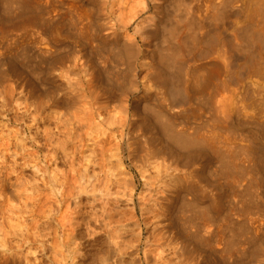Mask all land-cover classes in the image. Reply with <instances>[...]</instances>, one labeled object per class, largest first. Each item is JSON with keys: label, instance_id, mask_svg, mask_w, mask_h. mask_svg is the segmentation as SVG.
I'll use <instances>...</instances> for the list:
<instances>
[{"label": "rangeland", "instance_id": "374dc122", "mask_svg": "<svg viewBox=\"0 0 264 264\" xmlns=\"http://www.w3.org/2000/svg\"><path fill=\"white\" fill-rule=\"evenodd\" d=\"M142 1L128 0V4L127 0H0V89L4 93L0 95L6 97L9 94L7 91L13 85H20L22 89L25 88L26 92L23 90L25 95L28 92L25 97H31L30 100L39 97V101H36L37 99L34 101L41 102L42 105L45 103L43 101H46L43 106L51 104V98L58 99L59 107L62 108L65 103L67 104L62 108L64 111L67 106L70 107L72 104L76 106L80 97L78 102L81 103L80 107L76 106L78 110L81 105L82 107L89 103L91 105L96 100L97 102L93 104L99 105L98 103L104 100L102 105L109 108L103 111V116L114 117L117 114L115 121L121 114L132 116V120H135L131 128L133 153L126 154L123 160L119 161L121 164L117 161L119 159L113 158L117 162L112 160V166H109V168L112 167V172L107 167V174L110 175L108 179H115L114 175H117V172L116 177L125 179L121 181L122 186L119 184L120 187L113 188L106 181L105 170L96 167L97 173L100 170V174L98 173L101 175L100 181L104 179L103 183L98 181L100 185L94 182L99 188L98 197L102 198H100L102 201L99 200L100 202L96 204V208L103 211L105 200H114L118 191L123 190V193L129 194L134 190L139 197L145 189L148 190L146 187L162 182L168 185L169 182L170 184L174 182L169 186L172 189L171 193L167 194L171 196L167 197V202L162 203L161 212L163 213L161 214L166 218L164 223H167V229L162 230L161 235L168 240H173L175 237L173 241L180 250L178 254L170 255L166 262L152 261L151 264H264V127L262 126L264 124L257 118L256 93L260 74L258 64L256 65L258 63L256 38L261 24L260 19L264 18L263 9H258L261 1L153 0L155 1L153 3L151 0L152 3H150L149 0H144L146 6ZM257 3H259L258 6ZM257 11H262L259 13L263 15L260 16ZM106 35L110 37L102 39ZM84 66L85 69L89 68L85 73ZM79 69L82 71L79 72ZM167 78L170 79L169 83L165 81ZM69 83L74 86L71 87ZM183 89L189 96H184ZM29 92L32 94L30 95ZM67 92L70 95L66 94ZM93 95H95L94 98ZM69 99L71 100L67 101ZM34 101L32 102L37 104ZM85 101L87 103L84 104ZM73 106L70 109L75 110ZM119 108L123 109L122 113ZM67 109L69 112V108ZM72 110H70L71 114L74 113ZM23 111V105L18 106L14 103L8 108L0 107V140L7 138L5 132L11 133L14 129L20 131L23 137L31 136L29 135L31 132L25 129L31 118ZM117 122L119 124V121ZM4 126L6 128L2 129ZM92 126L97 130L94 127L95 124ZM116 126L114 125V128L111 126L110 130L113 129L112 131L116 133ZM92 128H90V135L94 136L96 133L94 135L92 133L96 131L93 130V132ZM133 132L136 135L139 133L138 137ZM90 135L88 138L91 137ZM178 136L191 140L195 145L181 146L180 140H177ZM39 137L36 144L29 138L26 140L28 147L26 150L31 151L33 158L31 155L22 156L23 154L20 153L15 155L12 153L13 148L9 149L11 151L7 149L16 156L15 158L10 154L15 164L9 153L5 151V160L8 161L5 165L8 168L0 164V176L7 174L12 184L17 185V189L19 187V193L25 188L30 189L33 185L34 189L43 190L46 193L49 191L50 195H54L55 188L51 189L52 187L47 184L48 172L45 174L43 170H40L42 164L36 159V155H41L48 150L45 146L39 148L37 144L43 141V137ZM86 138L85 140L88 141ZM143 158L157 160L156 166H159H155L156 169L148 168L149 170L146 171L141 165ZM160 161L163 163L161 164ZM57 166L59 170L67 168L65 162L58 163ZM168 166L171 167L170 170ZM111 173L114 174L111 175ZM169 173L174 174V177L170 178L167 175ZM176 177H179L178 182ZM105 185L107 188L104 187ZM15 186L13 191H16ZM108 188L111 192L114 189L117 191L112 192L113 197L116 195L114 199L112 196L110 198L109 194L105 195L106 192L110 193ZM18 192L15 198L17 204L21 197H25V195L19 196L21 194ZM53 197L49 200V205L53 202ZM86 199L81 198L82 203H86L88 201ZM122 201L117 204L118 206L112 204V208H107L106 217L113 216L115 220L131 215L134 217L130 205H127L125 200ZM43 202L45 206H48V200L42 201V204ZM42 204L36 203L39 206V209L38 206L36 207L38 210L36 216L37 214L40 216L34 218L38 223L48 221V216L43 218L45 216H41L39 212ZM85 209H87L86 206ZM88 209L85 210L86 213H89L90 209ZM152 217V215H144L141 226L139 224L141 215L139 213L135 215L131 221L134 230L128 234L129 238L126 236V239L134 243L138 239V233L150 234L154 222ZM27 219V222L31 223L32 217L28 216ZM11 224H16V221L13 220L5 226L6 231L10 232V227L11 229L14 227ZM49 224L54 230L56 224L53 221ZM98 226L95 227L99 233L94 237L96 242L91 236L78 241L81 246L78 248H82L80 251L86 253L88 258L91 256H89L90 253L93 254L94 260H98L102 254L111 256L114 251L110 247L105 229ZM58 231V236H62L61 231L59 229ZM79 231L84 233L81 237L87 236L85 228ZM166 233L172 238L169 239ZM178 240L179 243H177ZM93 242L96 245L92 246ZM34 246L37 247V244ZM21 250L23 255L28 252L25 246L19 251ZM51 252L49 249L48 254L51 255ZM64 254L68 255L66 252ZM137 255L135 250L130 249L128 256H124L123 260L131 263L134 259H138ZM29 256L34 260L33 255ZM115 256L113 253V258ZM33 260L32 262L35 263ZM49 261L51 258H46L42 264H51ZM91 261L81 260V264L96 263Z\"/></svg>", "mask_w": 264, "mask_h": 264}, {"label": "bare ground", "instance_id": "6f19581e", "mask_svg": "<svg viewBox=\"0 0 264 264\" xmlns=\"http://www.w3.org/2000/svg\"><path fill=\"white\" fill-rule=\"evenodd\" d=\"M11 1V0H10ZM142 1V0H141ZM144 1V0H143ZM142 1V2H143ZM150 3L151 0H149ZM153 1V0H152ZM225 1V0H224ZM238 1V0H237ZM261 1V2H260ZM9 2V1H8ZM32 2V1H31ZM175 2V1H174ZM209 2V1H208ZM257 6L260 7L258 9L262 10V11H257V13L260 15L262 12L264 14V1L263 0H257ZM128 3V0H127ZM132 3V1H131ZM145 3V1L143 2V4ZM153 3H155V1H153ZM247 3V2H246ZM255 3V2H254ZM104 4V3H102ZM129 4V3H128ZM143 4H141L143 6ZM146 4V3H145ZM144 4V5H145ZM182 4V3H181ZM196 4V3H195ZM20 5V4H19ZM229 5V4H228ZM232 5V4H231ZM129 6V5H128ZM134 6V5H133ZM146 6V5H145ZM202 6V4H201ZM209 6V5H208ZM233 6V5H232ZM40 7V6H38ZM43 7V6H42ZM144 7V6H143ZM142 7V8H143ZM148 7V6H147ZM157 7V6H156ZM183 7V6H182ZM195 7V6H194ZM247 7V6H246ZM255 7V6H254ZM8 8V7H7ZM25 8V7H24ZM127 8V7H125ZM149 8V7H148ZM173 8V7H172ZM175 8L177 9V7L175 6ZM186 8V7H185ZM219 8V7H218ZM29 9V8H28ZM187 9V8H186ZM10 10V9H9ZM180 11V10H179ZM202 11V9H201ZM211 11V10H210ZM220 11V10H219ZM229 11V10H228ZM250 12V11H249ZM253 12V11H252ZM6 13V12H5ZM20 13V12H19ZM183 13V12H182ZM209 13V12H208ZM213 13V12H212ZM215 13V12H214ZM230 13V12H229ZM234 13V12H233ZM256 13V14H257ZM174 14V13H173ZM250 14V13H249ZM262 14V15H263ZM10 15V14H9ZM215 15V14H213ZM212 15V16H213ZM260 15V16H262ZM217 16V15H216ZM231 16V15H230ZM237 16V15H236ZM264 16V15H263ZM39 17V16H38ZM42 17V16H41ZM136 17V16H135ZM210 17V16H209ZM252 17V16H251ZM52 18V17H51ZM128 18V17H127ZM133 18V17H132ZM221 19V18H220ZM244 19V18H243ZM263 20L260 19L261 24L259 25V30L257 33V59H258V63H256V65L258 64V72L259 74V80L258 81V85H257V118L260 121V123L264 124V18H262ZM41 20V19H40ZM196 20V19H195ZM204 20V19H203ZM212 20V19H211ZM48 21V20H47ZM64 21V20H63ZM71 21V20H70ZM122 21V20H121ZM42 22V21H41ZM88 22V21H87ZM196 22V21H195ZM218 22V21H217ZM225 22V21H224ZM259 22V23H260ZM123 23V22H122ZM145 23V22H144ZM191 23V22H190ZM189 23V24H190ZM215 23V22H214ZM223 23V22H221ZM16 24V23H15ZM93 24V23H92ZM126 24V23H125ZM180 24V23H179ZM55 25V24H54ZM85 25V24H84ZM128 25V24H126ZM150 25V24H149ZM209 25V24H208ZM241 25V24H240ZM245 26V25H244ZM258 26V25H257ZM6 27V26H5ZM9 27V26H8ZM15 27V26H14ZM239 27V26H238ZM52 28V27H51ZM189 28V27H188ZM198 28V27H197ZM201 28V27H200ZM250 28V27H249ZM253 28V27H252ZM73 29V28H72ZM135 29V28H134ZM137 30V29H136ZM195 30V29H194ZM198 30V29H197ZM139 31V30H137ZM199 31V30H198ZM236 31V30H235ZM250 31V30H249ZM240 32V31H239ZM11 34V32H9ZM237 33V32H235ZM3 34V33H2ZM177 34V33H176ZM188 34V33H187ZM9 35V34H8ZM57 35V34H56ZM80 35V34H79ZM251 35V34H250ZM235 36H237V34H235ZM103 37V36H102ZM110 36L106 35V37H103L102 39H108ZM233 37V36H232ZM252 37V36H251ZM196 38V37H195ZM194 38V39H195ZM216 38V37H215ZM193 39V38H192ZM239 39V38H237ZM252 39V38H250ZM253 40V39H252ZM7 41V40H6ZM194 41V40H193ZM17 42V40H16ZM58 43V42H56ZM238 43V42H237ZM242 43V42H241ZM253 43V41H252ZM50 44V43H49ZM130 44V43H129ZM231 44V43H230ZM246 44V43H245ZM185 45V44H184ZM207 45V44H206ZM234 45V44H233ZM237 45V44H236ZM250 45V44H249ZM188 46V45H187ZM255 46V45H254ZM122 47V46H121ZM229 48V47H228ZM173 49V48H172ZM227 49V48H226ZM247 49V48H246ZM184 50V49H182ZM193 50V49H192ZM195 50V49H194ZM41 51V50H40ZM123 51V50H122ZM137 51V49H136ZM170 51V50H169ZM176 51V50H175ZM185 51V50H184ZM244 51V50H243ZM246 51V50H245ZM244 51V52H245ZM253 51V50H252ZM255 51V50H254ZM133 52V51H132ZM187 52V50H186ZM199 52V51H198ZM223 52V50H222ZM239 52V51H238ZM130 53V52H129ZM167 53V52H165ZM243 53V52H242ZM256 53V52H255ZM134 54V53H133ZM168 54V53H167ZM166 54V55H167ZM209 54V53H208ZM211 54V53H210ZM246 54V53H245ZM180 55V54H179ZM189 55V54H188ZM42 56V55H41ZM164 56V54H163ZM24 57V56H23ZM74 57V56H73ZM248 57V56H247ZM191 58V57H190ZM249 58V57H248ZM255 58V57H254ZM33 59V58H32ZM69 59V58H68ZM83 59V58H82ZM34 60V59H33ZM76 60V59H75ZM81 60V59H80ZM169 60V59H167ZM181 60V59H180ZM40 61V60H39ZM163 61V60H162ZM161 61V62H162ZM209 61V60H208ZM17 62V61H16ZM52 62V61H51ZM205 62V61H204ZM22 63V62H21ZM36 63V62H35ZM76 63V62H75ZM177 63V62H176ZM185 63V62H184ZM254 63V62H253ZM20 64V63H19ZM242 64V63H241ZM247 64V63H246ZM31 65V64H30ZM75 65V64H74ZM177 65V64H176ZM186 65V64H185ZM249 65V64H248ZM162 66V65H161ZM164 66V65H163ZM181 66V65H180ZM222 66V65H221ZM19 67V66H18ZM22 67V66H21ZM33 68V67H32ZM88 67L84 66V73L87 70ZM180 68V67H179ZM183 68V67H182ZM208 68V67H207ZM230 68V67H229ZM246 68V67H245ZM249 68V67H248ZM81 69V67H80ZM79 69V72H81ZM89 69V68H88ZM162 69V68H161ZM165 69V68H164ZM200 69V68H199ZM241 69V68H240ZM251 69V68H250ZM74 70V69H73ZM198 70V69H197ZM230 70V69H229ZM70 71V70H68ZM72 71V70H71ZM70 71V72H71ZM160 71V69H159ZM223 71V70H222ZM246 71V70H245ZM251 71V70H250ZM64 72V71H63ZM78 72V71H77ZM216 72V71H214ZM241 72V70H240ZM83 73V72H82ZM187 73V72H186ZM256 73V71H255ZM33 74V71H32ZM65 74H67V71H65ZM71 74V73H70ZM74 74V73H73ZM88 74V73H86ZM179 74V73H178ZM218 74V73H217ZM246 74V73H245ZM64 75V74H62ZM76 75V74H75ZM168 75V74H167ZM184 75V74H182ZM216 75V74H215ZM238 75V74H237ZM258 75V74H257ZM65 76V75H64ZM69 76V74H68ZM78 76V74H77ZM80 76V75H79ZM181 76V75H180ZM204 76V75H203ZM63 77V76H62ZM196 77V76H195ZM198 77V75H197ZM207 77V76H206ZM248 77V76H247ZM17 78V77H16ZM57 78V77H56ZM80 78V77H79ZM218 78V77H217ZM238 78V77H237ZM184 79V78H183ZM202 79V78H201ZM206 79V78H205ZM241 79V78H240ZM79 80V79H78ZM12 81V80H11ZM18 81V80H17ZM65 81V80H64ZM91 81V80H89ZM165 81L167 83L170 82V79L167 78L165 79ZM196 81V79H195ZM8 82V81H7ZM92 82V81H91ZM94 82V81H93ZM191 82V81H190ZM212 82V81H211ZM185 83V82H184ZM198 83V82H197ZM79 84V83H77ZM76 84V85H77ZM201 84V83H200ZM71 87L74 86L72 83L68 84ZM75 85V86H76ZM90 85V84H88ZM92 85V83H91ZM219 85V84H218ZM234 85V84H233ZM69 86V87H70ZM182 86V85H181ZM220 86V85H219ZM9 87V86H8ZM78 87V85H77ZM83 87V86H82ZM88 86H86L87 88ZM91 87V86H90ZM190 87V86H189ZM215 87V86H214ZM246 87V86H245ZM250 87V86H249ZM226 88V87H225ZM5 89V88H4ZM25 89V88H24ZM24 89H22V87L20 85H13V87H11L9 89V91H7L9 94L6 97H3L5 95H0V107L3 108H8L10 107L13 103L15 105L18 106H22L23 105V112L25 113V115L30 116V122L28 125L25 126V129L27 131H30L31 133L28 137H23L21 136V132L20 131H16L14 128V131H10L11 133H9L7 131L6 133V139L4 140H0V164L5 165L6 161V157L4 155V152L7 151V149H11L13 148L12 153H14L15 155L17 153L23 154L24 155H31V151H27L26 150V144H27V139L29 138L30 141L34 142V144L37 143V139L39 136L43 137V141L42 143L40 142V144L38 143L37 145H39L41 148V146H45L46 149H48L45 153L41 154V155H36V159L38 161H40V163L42 164V168L40 166V170H43V173L46 174V172H48V177L49 179L47 180V184L50 185V187H52L51 189L55 188L52 190V193L54 195H50L48 192H44L43 190H37L36 188L34 189L33 185L31 186L30 189L25 188L23 191H21V193L18 192L17 189V185L15 186L14 183L12 184V182L7 178V174L6 175H1L0 176V264L4 263V264H42L44 259H50L51 261H49L51 264H81V260H90L91 258H93V254H89V258L88 255L83 252H81L80 248L81 247L78 244V241H80V239H84L85 237H89L91 236V238H94L96 236H98V231H97V227L98 225L101 227H103L109 237V242H110V247L114 250L113 253H115V257L113 258V253L111 256H104L102 254V256L98 259V260H93L91 262H95L96 263H91V264H151L153 263L152 261H155L154 263L158 262H162L165 261L169 258L170 255H176L178 254V251L180 250V248H178V246L176 245V242L173 241L175 239L172 240V237H169V234L166 233L165 235L168 234L167 237H169L168 240L162 237V232L166 231L164 230L166 228L167 223L165 224L164 221L166 220V218L164 216H162L161 213V208H162V203L163 201H166L167 197L171 196L169 194V196H167L168 193H171V188L169 187L170 185L174 184V182H172V184L169 185L168 183H160V184H155L154 186L151 185L149 187H146L148 190L145 189L144 193H140L141 196L137 197L136 191L132 190L129 194L127 193H123L122 191H115L117 192V196L113 195V191L111 192V189L108 188L109 192H106L105 195L109 194V197L112 196L114 200L112 199H107L105 200L106 202L104 203V210L100 211L99 209L96 208V204L99 203L101 200L97 194V190L99 188H97V186L95 185V183L98 181H100V170H105L104 173L106 172L107 174V170L109 169L110 171L112 170L111 168H109V166H112V160L115 161V159H119L117 160L118 163L119 161L123 160L124 156L126 154L128 155H132L133 153V149H132V142H131V136L132 135V125L135 123V120H132V116L130 117V115H120L119 119H117L118 117H116V120L119 121V124L117 121H115V115L114 117L112 116H103L104 114L103 111L107 109V107H105V105H102V102H99L98 104L100 105H94L93 103H96L93 101V103L91 105L89 104H85L87 103L86 101L84 102V105L78 110L77 108L80 107L81 103L78 102L76 104V106H78L76 108V106H73L74 104H72L73 108L75 110L70 109V107L67 106V108H69V112L67 111L68 109L66 108L64 111H62L65 105H67L66 103L64 104V106L61 108L59 107V100L58 99H52V103L48 104L50 102H48L47 100V106H43L45 105L46 101H43V105L41 103L36 102L39 101L38 98H34L37 99L36 101L34 100H30L29 98L31 97H25L27 95H25L24 93ZM68 89V88H67ZM71 89V88H70ZM69 89V90H70ZM90 91L93 92V90H91V88H89ZM178 89V88H177ZM185 89V88H184ZM183 89V93L184 96L187 97L188 92ZM213 89V88H212ZM224 89V88H223ZM250 89V88H249ZM3 90V89H2ZM24 90V91H23ZM28 90V89H27ZM76 90V89H74ZM78 90V88H77ZM84 93V90L81 89ZM101 90V89H100ZM230 90V89H229ZM255 90V89H254ZM1 91V89H0ZM61 91V90H60ZM68 91V90H66ZM96 91V90H95ZM102 91V90H101ZM180 91V90H179ZM204 91V90H203ZM2 92V91H1ZM26 92V91H25ZM89 92V91H88ZM177 92V91H176ZM211 92V91H210ZM217 92V91H216ZM24 93V95H23ZM71 93V92H70ZM79 93V91L77 92ZM90 93V92H89ZM167 93V92H166ZM0 94H4L3 92ZM30 94V92H29ZM32 94V93H31ZM30 94V95H31ZM65 94V93H64ZM68 94V92L66 93ZM91 94V93H90ZM100 94V93H99ZM192 94V93H191ZM222 94V93H221ZM34 95V94H33ZM45 95V94H44ZM60 95V94H59ZM70 95V94H68ZM75 96L79 95V94H74ZM72 95V96H74ZM97 96V94H95ZM93 95V98L94 96ZM183 95V94H182ZM211 95V94H210ZM214 95V94H213ZM2 96V97H1ZM62 96V94H61ZM66 96V95H65ZM75 96L73 98H75ZM80 96V95H79ZM86 96V95H85ZM168 96V95H167ZM189 96V95H188ZM220 96V95H219ZM242 96H244L242 94ZM251 96V95H250ZM55 97H59L56 96ZM64 97V96H63ZM87 97V96H86ZM92 97V96H91ZM98 97V96H97ZM96 97V98H97ZM105 97V96H104ZM203 97V96H202ZM248 97V96H247ZM253 97V96H252ZM46 98V97H45ZM70 98V97H69ZM103 98V97H102ZM167 98V97H166ZM240 98V97H239ZM251 98V97H250ZM32 99V98H31ZM43 99V98H42ZM50 99V100H51ZM60 99H63L60 97ZM98 99V98H97ZM175 99V98H174ZM220 99V98H219ZM246 99V98H245ZM49 100V101H50ZM66 100V99H65ZM71 99L67 100L70 101ZM91 100V99H90ZM95 100V99H93ZM165 100V99H164ZM206 100V99H205ZM227 100V98H226ZM31 101V102H30ZM32 101L36 102L37 104H34ZM41 101V100H40ZM77 101V100H76ZM99 101V100H98ZM220 101V100H219ZM64 102V101H63ZM92 102V100H91ZM203 102V101H202ZM256 103V101H255ZM106 104V103H105ZM162 104V103H161ZM222 104V103H221ZM227 104V103H226ZM241 104V103H240ZM63 105V103H62ZM71 105V104H69ZM89 105V106H87ZM107 105V104H106ZM175 105V104H174ZM209 105V104H208ZM246 105V104H245ZM124 107H126L125 105H123ZM123 106H119V107H123ZM164 106V105H163ZM256 106V105H255ZM66 107V106H65ZM205 107V106H204ZM16 108V107H15ZM109 108V107H108ZM111 108V106H110ZM214 108V107H213ZM239 108V107H238ZM22 109V107H21ZM76 109L78 111H76ZM122 109V108H121ZM217 109V108H216ZM227 109V108H226ZM72 110L74 113L71 114L72 112L70 111ZM113 111V109H111ZM120 110V108H119ZM123 110V109H122ZM122 110H120V113H122ZM130 110V109H129ZM167 110V109H166ZM76 111V112H75ZM126 112L128 111V109L126 108L125 110ZM197 111V110H196ZM114 112V111H113ZM118 113V112H117ZM131 113V112H130ZM227 113V112H226ZM107 114V113H106ZM191 114V113H190ZM109 115V114H108ZM112 115V114H111ZM223 115V114H222ZM118 116V115H117ZM229 116V115H227ZM110 117V118H109ZM214 117V116H213ZM225 117V116H224ZM202 118V117H201ZM204 118V117H203ZM15 119V118H14ZM18 119V118H17ZM20 119V118H19ZM18 119V120H19ZM160 119V118H159ZM230 119V118H229ZM16 121V120H13ZM21 121V120H20ZM210 121V120H209ZM117 122V123H115ZM115 123V124H114ZM137 123V122H136ZM3 124V123H2ZM1 124V125H2ZM9 124V123H7ZM95 124V128H97V130H95L94 128H92ZM210 124V123H209ZM116 126L115 128H117V132L115 133L114 131L110 130V127L112 126V128H114L113 126ZM227 125V124H226ZM9 126V125H7ZM134 126V125H133ZM156 126V125H155ZM213 126V125H212ZM216 126V125H215ZM223 126V125H222ZM264 127V125H262ZM104 127V128H103ZM138 127V126H137ZM232 127V126H231ZM6 128L5 126L2 127V129ZM92 131L95 130L96 132L92 133L93 135L96 133V135L91 136V129ZM135 128V127H134ZM133 128V129H134ZM165 128V127H164ZM177 128V127H176ZM1 129V130H2ZM137 129V128H136ZM178 129V128H177ZM260 129V128H259ZM24 130V129H22ZM89 130V131H88ZM166 130V129H165ZM223 130V129H221ZM227 130V129H226ZM261 130H263L261 128ZM3 131V130H2ZM134 131V130H133ZM176 131V130H175ZM182 131V130H181ZM230 132V131H229ZM2 133V132H1ZM2 133V134H5ZM8 133V135H7ZM138 133V132H137ZM170 133V132H169ZM176 133V132H175ZM178 133V132H177ZM183 133V131H182ZM193 133V132H192ZM198 133V131H197ZM10 134V135H9ZM133 134L136 135V133L133 132ZM139 134V133H138ZM137 134V135H138ZM174 134V133H173ZM181 134V133H180ZM179 134V136H181ZM89 135L91 136L90 138ZM134 135V137H135ZM136 135V136H137ZM4 136V135H2ZM1 136V137H2ZM140 136V135H139ZM177 136V135H176ZM177 138V140H180L181 146L184 145L185 147H192L195 144L191 141V140H187L184 137H179ZM204 136V135H203ZM88 138V141L85 140V138ZM138 137V136H137ZM192 137V136H191ZM197 137V136H196ZM40 138V137H39ZM86 138V139H87ZM172 138V137H171ZM175 138V137H174ZM139 139V138H138ZM195 139V138H194ZM199 139V138H198ZM135 140V139H132ZM140 140V139H139ZM178 140V141H179ZM201 140V139H200ZM138 141V140H137ZM30 142V143H32ZM36 142V143H35ZM174 142V141H173ZM176 143V142H175ZM259 143V142H258ZM210 144V143H209ZM202 145V144H201ZM14 146V147H12ZM29 146V145H28ZM33 147V146H32ZM28 148V147H27ZM146 148V147H145ZM248 148V147H247ZM9 150V151H11ZM35 150V149H34ZM39 150V149H38ZM37 150V151H38ZM41 150V149H40ZM135 150V149H134ZM33 151V150H32ZM8 152V151H7ZM36 154V151H34ZM9 156H10V152H8ZM7 154V153H6ZM34 154V153H33ZM153 154V153H152ZM12 155V154H11ZM118 155V157L116 158V156ZM127 155V156H128ZM160 155V154H159ZM260 155V154H259ZM13 157L16 158V156L12 155ZM12 156H10L12 158ZM20 156V155H19ZM21 156V157H22ZM32 156V155H31ZM30 156V157H31ZM18 157V156H17ZM24 158V157H23ZM22 158V160H23ZM33 158V156H32ZM115 158V159H113ZM9 159V157L7 158ZM13 159V158H12ZM21 159V158H20ZM155 159V158H153ZM157 159V158H156ZM180 159V158H179ZM141 160V159H140ZM15 160L13 159V162ZM25 161V160H24ZM115 161V163L117 162ZM125 161V160H124ZM123 161V162H124ZM157 161V160H156ZM156 161L152 160V159H145L143 158L142 162V167L146 169V171H148V168H152L156 166ZM162 161V160H161ZM160 161V162H161ZM166 161V160H165ZM226 161V160H225ZM17 162V161H16ZM21 162V161H20ZM30 162V160H29ZM66 163L67 164V168L66 169H61L59 170L58 168V163ZM159 162V163H160ZM12 163V161L10 162ZM24 163V162H23ZM163 162H161L162 164ZM9 164V163H8ZM15 164V162L13 163ZM17 164V163H16ZM28 164V163H27ZM121 164V163H119ZM169 164V163H168ZM2 167L6 168L7 165ZM10 165V164H9ZM12 165V164H11ZM31 165V164H30ZM40 165V164H39ZM114 165V163H113ZM232 165V164H231ZM159 166V165H158ZM156 166V167H158ZM175 166V165H174ZM96 167H98L99 170V174L95 171ZM108 167V169H107ZM138 167V166H137ZM232 167V166H231ZM8 168V167H7ZM11 168V167H10ZM139 168V167H138ZM171 168L170 166H168V169ZM13 169V168H11ZM148 169V170H147ZM156 169V168H155ZM1 170V169H0ZM115 170V168H114ZM144 170V169H143ZM170 170V169H169ZM168 170V171H169ZM176 170V169H175ZM6 171V170H5ZM10 171V170H9ZM12 171V170H11ZM118 171V170H117ZM145 171V170H144ZM166 171V170H165ZM182 171V170H181ZM13 172V171H12ZM37 172V171H36ZM109 172V171H108ZM112 172V171H111ZM122 172V171H121ZM120 172V173H121ZM163 172V171H162ZM173 172V171H172ZM7 173V172H6ZM9 173V172H8ZM42 173V174H43ZM103 173V172H102ZM230 173V172H229ZM1 174V173H0ZM110 174V172H109ZM114 174V173H113ZM111 173V175H113ZM125 174V173H124ZM172 173H169L167 175L170 176V178L174 177V174L171 175ZM37 175V174H36ZM120 175V174H119ZM144 175V174H143ZM9 176V174H8ZM44 176V175H43ZM105 176V174H104ZM110 175L107 174L106 178L108 181L107 183H109L110 186H113V188L115 186H119V184H121L122 180L125 178H118L116 176H118V172L117 175L115 176V179L112 178L108 179ZM180 176V175H179ZM120 177V176H119ZM123 177V176H122ZM152 177V176H151ZM100 178V179H99ZM150 178V176H149ZM153 178V177H152ZM164 178V177H163ZM179 178V177H178ZM176 177V181L178 179ZM103 179V178H102ZM145 179V178H144ZM37 180V179H34ZM104 180V179H103ZM103 180H101L99 183H103ZM156 180V179H155ZM155 180H153L155 182ZM173 180V179H172ZM13 181V180H12ZM43 181V180H42ZM105 181V182H106ZM165 181V180H164ZM174 181V180H173ZM34 182V181H33ZM95 182V183H94ZM104 182V184H105ZM133 182V181H132ZM146 182V181H144ZM152 182V181H151ZM149 182V183H151ZM178 182V181H177ZM98 183V184H99ZM126 183V182H125ZM45 184V183H44ZM103 184V185H104ZM20 185V184H19ZM100 185V184H99ZM132 185V184H131ZM15 186V190L13 191V188ZM45 186V185H44ZM122 186V184H121ZM148 186V184H147ZM102 187V186H101ZM106 187V185L104 186ZM124 187V186H123ZM172 187V186H171ZM39 188V187H38ZM56 188H58L56 190ZM107 188V187H106ZM125 188V187H124ZM176 188V187H175ZM35 191H34V190ZM133 189V188H132ZM174 189V187H173ZM21 190V189H20ZM37 190V192H36ZM45 190V189H44ZM130 190V189H129ZM180 190V189H179ZM100 191V190H99ZM107 191V190H106ZM174 191V190H173ZM178 191V190H177ZM16 192H18L19 196H24L25 197H21L19 200V204H17V202L15 203V198L17 196ZM30 192V193H27ZM32 192V193H31ZM122 192V193H121ZM180 192V191H179ZM10 193V194H9ZM175 193V192H174ZM178 193V192H177ZM195 193V192H194ZM23 194V195H22ZM102 194V193H101ZM104 194V193H103ZM116 194V193H114ZM53 197L54 199L52 200L53 202L50 201ZM101 196V195H100ZM87 198L86 199V203H82L81 198ZM104 197V195H103ZM108 197V196H107ZM122 197H124L122 199ZM127 197V198H126ZM14 198V199H13ZM111 198V197H110ZM44 199V200H43ZM105 199V198H104ZM48 200V206L46 207L44 202L42 204V201H47ZM126 201L127 205H130V209L132 210L134 217L135 215L137 216V214L139 213L141 215V222L139 223L141 226L143 225L142 221H144V218L142 220V217L144 215H152L153 217L151 219H154V222L152 224V230L149 233H147L148 235H143L142 232L138 233V239H136L137 241H134V243L130 240H128V234L132 233V231L134 230L133 226L131 225V221L134 219L133 215H131L130 217H124L123 213V217L122 219H118L115 220L116 218H113V216L111 217H106L105 212L108 211L106 210L107 208H110L112 204H119V202L121 201ZM168 200V199H167ZM171 200V199H170ZM214 200V199H213ZM18 201V200H17ZM99 201V202H98ZM102 201V200H101ZM113 201V202H111ZM122 201V202H123ZM217 201V200H216ZM38 202V204H42V208H40L41 210H39V212L42 214L41 216H45L43 218H47L46 216H48V221L47 222H41L38 223V221L34 218H39V214H37L36 216V212H38V210L36 209V207L38 205H36V203ZM167 202V201H166ZM214 202V201H213ZM46 203V204H47ZM165 203V202H164ZM44 205V206H43ZM184 205V204H183ZM85 206L87 207V209L89 208L90 211L89 213H86ZM118 206V205H117ZM45 207V208H44ZM125 207V206H124ZM127 207V206H126ZM128 207V208H129ZM39 209V206L37 207ZM112 208V207H111ZM200 208V207H198ZM88 209V210H89ZM115 209V208H114ZM130 210V211H131ZM115 211V210H114ZM209 211V210H208ZM88 212V211H87ZM119 212V211H118ZM107 213V212H106ZM128 213V212H127ZM184 213V212H183ZM35 214V215H34ZM109 214V213H108ZM166 214V213H165ZM113 215V214H112ZM143 215V216H142ZM31 216L32 220L31 223L27 222V217ZM118 216V215H117ZM126 216V215H125ZM119 217V216H118ZM146 217V216H145ZM188 217V216H187ZM205 218V217H203ZM168 219V218H167ZM16 221V224H11L12 226H14L12 229H14L12 231L11 227L10 230L11 231H6L5 230V226H7L8 224L11 223V221ZM49 220L53 221L56 226L55 229L53 230L50 226V222ZM138 220V219H137ZM222 220V219H221ZM251 220V219H250ZM152 221V220H151ZM168 221V220H167ZM227 221V220H226ZM10 222V223H9ZM93 224L97 225V226H93ZM147 225V223H145ZM227 224V223H226ZM249 224V223H248ZM137 225V224H136ZM139 225V227H140ZM202 225V224H201ZM98 226V227H99ZM219 226V225H218ZM211 227V226H210ZM18 228V230H16ZM54 228V227H53ZM85 228L86 231L85 232L87 236L84 235V237H81L84 233H80V229ZM143 228V227H141ZM201 228V227H200ZM198 228V229H200ZM58 229L61 231L60 234H62V236H58ZM167 229V228H166ZM197 229V230H198ZM208 229V228H207ZM214 229V228H213ZM143 231V229H141ZM163 230V231H162ZM171 230V229H170ZM169 230V231H170ZM162 231V232H161ZM209 231V230H208ZM207 231V232H208ZM205 232V230H204ZM225 232V231H224ZM165 233V232H164ZM163 233V234H164ZM209 233V232H208ZM259 233V232H258ZM59 234V235H60ZM137 235V234H136ZM188 235V233H187ZM196 235V234H195ZM243 235V234H242ZM17 239H15V237ZM79 236V237H78ZM126 236L128 237L126 239ZM145 236V237H144ZM204 236V235H203ZM210 236V235H209ZM216 236V235H215ZM10 237V239H9ZM81 237V238H80ZM206 237V236H205ZM208 237V236H207ZM206 237V238H207ZM56 238V239H53ZM90 238V237H89ZM53 239V240H52ZM95 239V238H94ZM133 239V238H132ZM177 239V236H176ZM52 240V241H51ZM101 240V239H100ZM96 242V239L94 240ZM205 241V240H204ZM95 242L92 243V246L96 245ZM100 242V241H99ZM87 243V242H86ZM85 243V244H86ZM105 243V242H104ZM107 243V242H106ZM177 243H179V240L177 241ZM34 244H37V247L34 246ZM81 244V243H80ZM83 244V243H82ZM84 244V245H85ZM91 245V244H90ZM108 245V244H107ZM239 245V244H238ZM24 246L26 247V249L28 250L27 253H22L23 250H21V252L19 251L21 248H24ZM86 247V246H84ZM88 248V247H87ZM109 248V246H108ZM50 249L51 255L48 254V251ZM92 249V248H91ZM101 249V248H100ZM129 249V250H128ZM130 249H132L133 251L135 250L136 254H138V259H134L133 262L131 263H127L123 260L124 256H128ZM128 250V251H127ZM84 251V250H83ZM242 251V250H241ZM67 253L68 255H65L64 253ZM182 252V251H181ZM260 252V251H259ZM21 253V254H20ZM166 253V254H165ZM95 254V253H94ZM100 254V253H99ZM191 254V253H190ZM29 255H33L34 256V260L32 258H30ZM262 255V254H261ZM104 256V257H103ZM32 257V256H31ZM99 257V256H96ZM88 258V259H86ZM130 259V258H129ZM263 259V258H262ZM35 261L34 262H32ZM191 260V259H190ZM143 261L145 263H143ZM179 261V260H178ZM11 262V263H10ZM48 262V263H49ZM89 262V261H88ZM88 262H86L85 264H88ZM164 262V263H165ZM172 262V261H171ZM90 263V262H89ZM175 264V263H174Z\"/></svg>", "mask_w": 264, "mask_h": 264}]
</instances>
